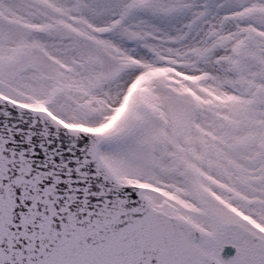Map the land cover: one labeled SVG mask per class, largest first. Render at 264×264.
<instances>
[{
    "label": "snow or ice",
    "instance_id": "6c2138e0",
    "mask_svg": "<svg viewBox=\"0 0 264 264\" xmlns=\"http://www.w3.org/2000/svg\"><path fill=\"white\" fill-rule=\"evenodd\" d=\"M0 264H264V0H0Z\"/></svg>",
    "mask_w": 264,
    "mask_h": 264
}]
</instances>
